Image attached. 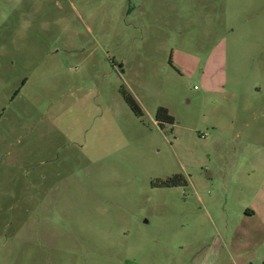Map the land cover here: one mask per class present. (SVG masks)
<instances>
[{"label":"rangeland","instance_id":"1","mask_svg":"<svg viewBox=\"0 0 264 264\" xmlns=\"http://www.w3.org/2000/svg\"><path fill=\"white\" fill-rule=\"evenodd\" d=\"M0 264H264V0H0Z\"/></svg>","mask_w":264,"mask_h":264},{"label":"trees","instance_id":"2","mask_svg":"<svg viewBox=\"0 0 264 264\" xmlns=\"http://www.w3.org/2000/svg\"><path fill=\"white\" fill-rule=\"evenodd\" d=\"M121 93H122L124 101L126 102L128 107L130 108V110L134 113V115L137 117H143V115H144L143 110L138 105L136 100L132 97V95L126 90H122ZM155 121L160 125H162L164 123L172 124L173 118L168 114V112L165 108H158V110L156 111V114H155ZM182 182L185 183L183 180H181V178L175 176V177L168 179L167 181L163 182V185L164 186H177Z\"/></svg>","mask_w":264,"mask_h":264}]
</instances>
